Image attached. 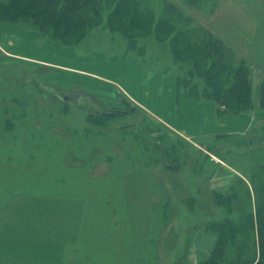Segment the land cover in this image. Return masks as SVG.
<instances>
[{
  "label": "rangeland",
  "instance_id": "374dc122",
  "mask_svg": "<svg viewBox=\"0 0 264 264\" xmlns=\"http://www.w3.org/2000/svg\"><path fill=\"white\" fill-rule=\"evenodd\" d=\"M132 2L139 3L147 26L108 23L104 13L101 24L56 41L35 27L0 23L7 24L2 43L0 38V264H199L216 237L207 230L209 221L255 208L247 176L260 164V152L248 158L226 153V161L211 154L219 163L206 165V173L212 171L207 180L199 168L205 155L196 157L200 192L213 196H198L193 208H182V197L193 190L174 185L178 173L172 166L183 162V137L131 103L84 105L48 77L47 67L15 56V37L23 27L77 50L111 56L131 51L145 72H177L174 42L158 26L172 6L199 34L210 32L208 26L238 30L241 18H251L245 29L264 24V0H200L199 7L189 0ZM31 41L22 48L29 50ZM74 65L111 71L91 60ZM208 137L185 138L198 146Z\"/></svg>",
  "mask_w": 264,
  "mask_h": 264
},
{
  "label": "trees",
  "instance_id": "16d2710c",
  "mask_svg": "<svg viewBox=\"0 0 264 264\" xmlns=\"http://www.w3.org/2000/svg\"><path fill=\"white\" fill-rule=\"evenodd\" d=\"M199 1L189 0L195 7L201 6ZM139 10V3L132 0H0V23L35 27L41 31L42 37L60 41L62 36L84 33L101 24L104 13L108 23L119 21V24L130 28L140 24L147 26V20ZM177 11L172 6L168 16L158 21L162 36H170L174 42L172 50L177 65V91L189 98L214 101L221 119L264 109V78L254 85L252 68L246 60L222 44L214 34L207 31L204 34L196 33L195 26L187 25L183 21L186 17L183 18L184 15ZM183 52L190 54L181 56ZM119 102L129 103L123 98ZM182 139L185 140L180 142L178 158L184 163L180 162L179 168L177 164L172 166L178 173L174 185L185 190L193 189L182 197V208H193L191 205L198 196L210 199L213 196L209 191L200 192L203 185H197L195 180L200 175L193 161L196 157L205 155L206 164L199 168L207 180L212 171L207 174L206 165L215 166L219 163L211 158V154L226 161V153L248 158L260 152V164L255 166L254 175L247 176L253 192V195L249 192V196L251 194L256 198L255 208L243 211L236 218L230 214L219 221L214 218L210 220V216L206 218L211 224L207 230L212 231L216 237L210 251H207L208 255L200 259L199 264H264V130L211 135L208 141L196 143L199 147L185 137ZM222 146L226 150L221 153ZM237 177L239 183L246 187L244 179L239 175Z\"/></svg>",
  "mask_w": 264,
  "mask_h": 264
},
{
  "label": "crops",
  "instance_id": "0c3cea01",
  "mask_svg": "<svg viewBox=\"0 0 264 264\" xmlns=\"http://www.w3.org/2000/svg\"><path fill=\"white\" fill-rule=\"evenodd\" d=\"M233 2L235 1L229 4ZM241 20L244 23L238 30H229L224 25L219 26L218 29L208 26V29L220 37L239 57L251 63L253 84L256 85L264 78V30H262L264 24L257 25L258 29L250 30L245 29L247 27L244 24L250 26L251 18L250 20L241 18ZM6 30L7 24L1 25V43ZM15 38L17 39L14 44L15 56L39 67H47L48 77L53 76L59 87L74 91L78 102L81 101L84 105H92L93 102L116 104L120 96L124 95L122 97L124 100L142 108L153 119L182 137L244 134L251 129L264 130V109L221 119L218 117V106L214 101L189 98L179 93L173 70L166 68L158 71L150 68L149 72H145L139 66L140 58L133 52L126 51L120 56H111L95 50H77L76 46L41 40L38 33L23 27ZM30 40L33 45L29 50H24L22 46L26 45L25 41ZM35 43L39 47L35 46ZM54 57H63L69 62L59 63L52 60ZM89 60L106 68L109 67L111 71L102 73L74 65L85 64ZM89 79L98 82L96 87L89 84Z\"/></svg>",
  "mask_w": 264,
  "mask_h": 264
}]
</instances>
